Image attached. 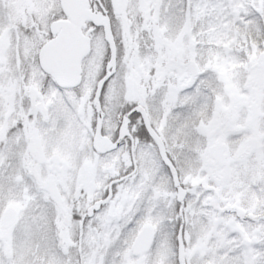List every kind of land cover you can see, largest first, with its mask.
<instances>
[{
    "label": "snow or ice",
    "instance_id": "1",
    "mask_svg": "<svg viewBox=\"0 0 264 264\" xmlns=\"http://www.w3.org/2000/svg\"><path fill=\"white\" fill-rule=\"evenodd\" d=\"M0 264H264V0H0Z\"/></svg>",
    "mask_w": 264,
    "mask_h": 264
}]
</instances>
